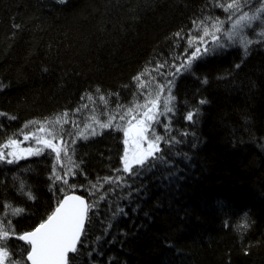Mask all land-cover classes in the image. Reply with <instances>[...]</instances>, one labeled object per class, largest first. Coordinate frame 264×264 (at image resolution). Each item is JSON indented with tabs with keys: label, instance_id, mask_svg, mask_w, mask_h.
<instances>
[{
	"label": "trees",
	"instance_id": "1",
	"mask_svg": "<svg viewBox=\"0 0 264 264\" xmlns=\"http://www.w3.org/2000/svg\"><path fill=\"white\" fill-rule=\"evenodd\" d=\"M215 4L0 0V146L39 127L25 128L29 121H52L65 112L69 118L91 104L102 117H117L118 105L120 114L133 107L144 93L135 76L147 69V81L174 78L173 66L193 50L188 47V38L197 35L193 21L219 17L226 24L227 13ZM250 5L255 11L261 3L250 0ZM253 34L247 55L233 43L197 60L194 75L175 77L174 112L155 126L158 134L181 141L160 145L175 172L170 182L159 178L168 174L166 167L134 183L126 177L140 188L131 200L123 199L131 191L127 186L103 184V177L126 176L116 171L122 168L124 137L109 128L69 144L72 160L66 162L79 166L68 177L75 188L52 186L51 151L13 164L0 161V213L4 204L24 209L12 218L16 234L47 219L64 196L63 187L89 202L106 195L90 214L91 231L78 245L77 264H264V42ZM159 64L165 66L152 71ZM196 110L194 121L185 119ZM66 131L62 136L71 141ZM98 180L103 187L90 196V184ZM21 181L34 199L21 193ZM117 205L127 215L113 220ZM109 223L114 226L105 235ZM7 245L10 260L28 248L15 237Z\"/></svg>",
	"mask_w": 264,
	"mask_h": 264
},
{
	"label": "snow or ice",
	"instance_id": "2",
	"mask_svg": "<svg viewBox=\"0 0 264 264\" xmlns=\"http://www.w3.org/2000/svg\"><path fill=\"white\" fill-rule=\"evenodd\" d=\"M58 2L65 4L67 0H58ZM258 2L261 3V7L256 8L255 11H244L243 9L249 7L250 0H216L215 6L227 13V21L230 23V27L227 29L225 28V21L219 17H205L199 21H193L197 35L188 38V47L194 50L180 64L173 66L175 71L169 73V75L174 78L167 81V84H156L155 92L148 91L147 95H144V103L129 107L122 114L119 112L121 106H117L119 119L126 121V126L114 124L115 115H109L106 122H102L93 115L89 118L92 123L85 124L83 129H79L77 125L76 136L71 141H68L64 140L54 127L59 125L62 128L63 124L69 123V114L67 112L52 121H29L24 126L25 128H28L29 125H39V127L35 132L25 134L24 140H34L35 146L21 148L20 141L10 137L0 146V161L13 164L26 157L40 156L44 154L45 149H50L52 153H55L52 175L50 177L53 181L52 186L54 187L57 182H60L69 188H75L76 185H69L68 177L75 175L74 168L79 166L74 164L68 166L63 163L65 157H67L69 163L72 160L71 156H69V144H75L77 138L88 139L89 135H97V128L108 129L114 127L116 130H122L125 137L123 141L125 145L124 154L121 157L122 168L116 171H122L126 176L103 177V184H115L119 187L127 186L131 191L123 199L131 200L132 191L139 192L140 188L134 189L133 185L128 183L126 177L133 178L134 183L135 179L154 173L159 167H166L169 169L168 174L159 178L170 182L175 178V172L172 171L173 165L170 161L161 154L163 149L160 145L161 142L178 144L181 141L175 137L167 138L158 134L155 131V126L162 123L160 120L161 116L174 112L172 101L175 97L171 92L175 85V77L183 73L194 75V63L203 57L213 54L216 48H225L238 42L243 48L244 54L247 55L249 47L254 41L246 38L244 35L245 29H251L257 23L264 24V0H258ZM257 34L260 37H264V29ZM175 35L179 37L181 34L178 32ZM164 66V64H159L152 71H158L159 68ZM148 76H150V72L145 69L133 78L137 82L138 90L148 88L149 82L145 79ZM203 82L207 83L206 80ZM0 87H3V85H0ZM165 90H167L168 95L162 96ZM141 94L143 95V93ZM87 98L89 100L93 99L90 95ZM81 99H84V97H81ZM99 99L102 103L107 104L103 95ZM199 103L205 104L207 101L201 99ZM83 107L86 108L87 105ZM80 110L76 109L75 111L79 112ZM198 112L199 110L195 112L189 111L185 119L190 122L194 121ZM0 115H3V113H0ZM12 118L14 119V117ZM72 123L76 122L72 121ZM163 127L166 132L171 131L170 124H163ZM183 135H187V133ZM4 149H8V151L5 152ZM58 166L66 170L61 174L57 170ZM103 184L99 180L96 183H91L89 195H95L103 187ZM19 190L24 193L23 181L20 183ZM60 191L65 192L63 199L58 201L55 210L47 216V219L43 220L34 230L19 235L16 234L12 225V218L21 215L24 209L14 207L12 204H4V211L0 213V264H77L78 256L81 254V249L78 245L83 244L82 238L86 237L91 231L89 225L92 224L93 215L90 214L97 208L99 201L106 199V195L100 196L99 201L89 202L81 196L68 195L63 187ZM24 194L29 199H34L31 192ZM120 215L126 216L127 213L123 207L117 205L113 210L112 219L115 220ZM113 226L112 223L108 224L104 230L105 235L108 234V230ZM244 227H247V225L245 224ZM12 237L28 245V248L24 249L25 254L15 260H10L12 254L9 252L7 245V241ZM101 240V236L96 237L98 244ZM89 255H91V252Z\"/></svg>",
	"mask_w": 264,
	"mask_h": 264
},
{
	"label": "rangeland",
	"instance_id": "3",
	"mask_svg": "<svg viewBox=\"0 0 264 264\" xmlns=\"http://www.w3.org/2000/svg\"><path fill=\"white\" fill-rule=\"evenodd\" d=\"M253 7H255V6H252V5H249V7L248 8H245V9H243L244 11H249V10H251L252 11V9H253ZM259 7H261V5L259 6ZM259 7H257V8H259ZM256 9V8H255ZM254 11V10H253ZM230 27V23L228 22V21H226V24H225V28L227 29V28H229ZM262 29H264V24H260V23H257V24H254L253 25V27L251 28V29H245V31H244V35L246 36V38H248V39H250V37H248V35L250 36V35H252L254 32H256V33H254L253 34V39H260L262 42H264V37H260L257 33H259ZM210 39V38H209ZM253 41H255V40H253ZM238 43V42H237ZM239 44V43H238ZM233 45V44H232ZM217 50H222L223 48H216ZM194 50V49H193ZM193 50H191V51H193ZM183 61V60H182ZM181 61V62H182ZM180 62V61H179ZM156 80H154V82H153V77H150L149 78V80H148V82H149V84H148V88L147 89H143V91H144V93H143V97H141L140 98V101L138 100L137 102H136V104H142V103H144V95H147V92L148 91H153V92H155L156 91V82H155ZM164 82H160L161 84H167V81L166 80H163ZM169 81V80H168ZM158 83H159V81H157ZM171 94H172V92H171ZM168 95V92H167V90H165V92L164 93H162V96H167ZM135 104V105H136ZM172 104H173V102H172ZM92 106L91 107H88V108H82L81 109V111H79V112H77L76 114H73L72 116H70L68 119H69V123H67V124H63L62 126H63V128L65 127V129L66 130H69L68 132H70L71 133V135H72V137H75L76 136V133H77V131H78V127H77V125L79 126V129H83L84 128V125L85 124H87V123H92V121H91V119H89L90 117H92L93 115H95L96 117H98L102 122H106L107 121V119H108V116H100V114H98V111H97V107L95 106V105H93V104H91ZM96 111H97V113H96ZM169 113H167V114H165L164 116H161L160 117V119L161 118H163L165 121H167V120H169ZM130 118V117H129ZM72 121H75L76 123H72ZM165 123H167V122H165ZM114 124H120V125H122V126H126V121H121L120 119H119V115L116 117V120L114 121ZM93 126H95V125H93ZM56 129H57V132L60 134V136H62L64 133H66L67 131L65 130V129H62L59 125H55L54 126ZM109 129H116V128H114V127H112V128H109ZM102 130H104V129H99V128H97V132L99 133V132H101ZM36 130H34V131H31V132H35ZM66 131V132H65ZM90 131V130H89ZM121 133H122V135H123V137H124V133H123V131L122 130H119ZM155 131L157 132V129H155ZM29 133V132H28ZM27 134V133H26ZM25 135V134H24ZM24 135H21V136H19V137H17V138H15V139H17L18 141H20V147L21 148H27V147H33V146H35V141L34 140H32V139H29L28 141H25L24 140ZM89 136H93V135H89ZM63 137V136H62ZM125 138V137H124ZM63 139H64V137H63ZM76 140H81V138H77ZM124 141V140H123ZM55 142V141H54ZM123 148H125V145H124V143H123ZM4 151L5 152H7L8 151V149H4ZM49 151H51L50 149H45V151L44 152H49ZM54 155H55V153H53ZM124 154V153H123ZM30 157H33V156H30ZM28 157H26V158H23V159H27ZM23 159H20V160H23ZM66 160H67V158L65 157L64 159H63V163L64 164H66V165H68V163L66 162ZM3 162V161H2ZM6 163V162H5ZM57 170L59 171V170H61V168L58 166L57 167ZM66 169H64V168H62V171L64 172Z\"/></svg>",
	"mask_w": 264,
	"mask_h": 264
},
{
	"label": "water",
	"instance_id": "4",
	"mask_svg": "<svg viewBox=\"0 0 264 264\" xmlns=\"http://www.w3.org/2000/svg\"><path fill=\"white\" fill-rule=\"evenodd\" d=\"M67 194H68V195H78V196H81L80 194H77V193H74V192H73V193H67ZM81 197H82V196H81ZM82 198H84V197H82ZM62 199H63V197H62ZM84 199L86 200V198H84ZM86 201H87V200H86ZM54 210H55V209H54ZM54 210H53V211H54ZM53 211H52V212H53ZM34 229H35V228H34ZM34 229H32V230H34ZM32 230H31V231H32Z\"/></svg>",
	"mask_w": 264,
	"mask_h": 264
},
{
	"label": "bare ground",
	"instance_id": "5",
	"mask_svg": "<svg viewBox=\"0 0 264 264\" xmlns=\"http://www.w3.org/2000/svg\"><path fill=\"white\" fill-rule=\"evenodd\" d=\"M20 161V160H19ZM17 163V162H16ZM82 196V195H81ZM83 197V196H82ZM23 242V241H22Z\"/></svg>",
	"mask_w": 264,
	"mask_h": 264
}]
</instances>
